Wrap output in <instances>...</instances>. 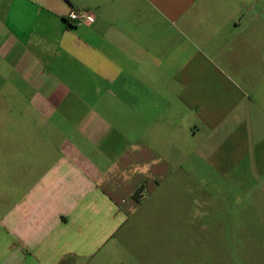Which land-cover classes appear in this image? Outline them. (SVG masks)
Returning <instances> with one entry per match:
<instances>
[{
    "label": "crops",
    "instance_id": "1",
    "mask_svg": "<svg viewBox=\"0 0 264 264\" xmlns=\"http://www.w3.org/2000/svg\"><path fill=\"white\" fill-rule=\"evenodd\" d=\"M256 121L264 0H0V264H118L145 194Z\"/></svg>",
    "mask_w": 264,
    "mask_h": 264
},
{
    "label": "rangeland",
    "instance_id": "2",
    "mask_svg": "<svg viewBox=\"0 0 264 264\" xmlns=\"http://www.w3.org/2000/svg\"><path fill=\"white\" fill-rule=\"evenodd\" d=\"M249 128L241 155L189 162L199 172L185 184L145 194L118 264H264V134L258 121Z\"/></svg>",
    "mask_w": 264,
    "mask_h": 264
},
{
    "label": "built area",
    "instance_id": "3",
    "mask_svg": "<svg viewBox=\"0 0 264 264\" xmlns=\"http://www.w3.org/2000/svg\"><path fill=\"white\" fill-rule=\"evenodd\" d=\"M68 19L76 22H93L95 20V16L89 10H85L82 8H74L70 11Z\"/></svg>",
    "mask_w": 264,
    "mask_h": 264
},
{
    "label": "trees",
    "instance_id": "4",
    "mask_svg": "<svg viewBox=\"0 0 264 264\" xmlns=\"http://www.w3.org/2000/svg\"><path fill=\"white\" fill-rule=\"evenodd\" d=\"M135 196H138V192L135 194Z\"/></svg>",
    "mask_w": 264,
    "mask_h": 264
}]
</instances>
